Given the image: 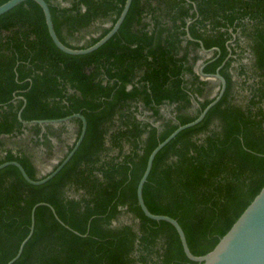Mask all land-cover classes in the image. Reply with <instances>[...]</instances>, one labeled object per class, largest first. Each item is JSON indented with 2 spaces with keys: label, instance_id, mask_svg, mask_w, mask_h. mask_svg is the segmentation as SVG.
I'll list each match as a JSON object with an SVG mask.
<instances>
[{
  "label": "trees",
  "instance_id": "obj_1",
  "mask_svg": "<svg viewBox=\"0 0 264 264\" xmlns=\"http://www.w3.org/2000/svg\"><path fill=\"white\" fill-rule=\"evenodd\" d=\"M45 1L59 39L79 49L102 38L125 3ZM199 41L219 51L204 58ZM200 60L206 74L225 62V92L157 153L143 186L148 209L175 218L195 255L214 248L264 185V0H132L119 31L83 55L54 44L33 0L0 15V164L16 160L43 178L37 165L54 140L65 149L53 169L80 134L79 118L24 126V100V120L87 119L79 148L46 183H28L13 165L0 169V264L16 255L39 202L80 234L38 206L13 264H201L172 224L143 213L136 193L151 151L214 98L219 83L201 76Z\"/></svg>",
  "mask_w": 264,
  "mask_h": 264
},
{
  "label": "water",
  "instance_id": "obj_2",
  "mask_svg": "<svg viewBox=\"0 0 264 264\" xmlns=\"http://www.w3.org/2000/svg\"><path fill=\"white\" fill-rule=\"evenodd\" d=\"M27 1V0H8L0 5V15L6 13L7 11L11 10L18 4ZM37 2L45 16V21L47 24L48 32L53 40L54 44L63 52L71 55H83L91 53L98 48H100L103 44H105L111 37H113L120 29L128 11L131 5L132 0H125L124 6L122 8V11L117 18L114 25L111 27V29L102 37L100 38L96 43L93 45L86 47V48H72L64 44L56 34V31L54 29L53 20L51 11L49 8V4L45 0H33ZM190 23V22H189ZM187 29V36L189 39H192V36L188 32ZM235 38V34L233 35ZM233 40H229L227 42V45L232 43ZM201 46V51L204 54H209L213 52L214 50L219 51V48L213 47L210 49H207L204 47L201 41H199ZM228 49L230 50V47L228 46ZM230 56V55H229ZM225 63V62H224ZM217 69V71L214 74H206L203 71V68L205 64H202L199 68V72L201 76L205 78H210L214 81H217L219 83V86L216 89V93L213 95V100L200 112V114L197 116V118L191 122H188L186 124L179 125L168 137H166L163 141L158 143V145L151 151L150 155L147 159L146 168L144 170V173L142 177L140 178L138 185H137V201L138 205L140 206L143 213L150 219L156 220V221H166L169 222L174 226L176 231L179 234L184 253L186 256L195 262L201 263V264H264V185L259 191V193L254 197V199L250 202V204L245 208V210L241 213V215L236 219V221L233 223L231 228L220 238L218 243L214 246L212 250L207 252L204 255H195L191 252L187 239L185 236V233L181 227V225L178 223V221L168 215L163 214H154L152 213L148 207L145 204L144 198H143V186L145 182L147 181V178L150 174V171L152 169L153 161L157 153L165 146L167 145L176 135H178L181 131L192 127L199 122H201L208 111L216 105L220 99L222 98L225 89H226V80L225 78L220 74V68L223 66V64ZM26 104V101L24 100V105L18 112V119L21 121V123L26 126L39 124L42 129H44V125L47 124H53L54 126H57L59 124L65 123L69 124V122L74 118H79L82 122V127L80 134L78 138L76 139L72 149L67 153V155L63 158V160L57 165L55 169H51L48 174L40 179H32L24 169V167L16 160L12 161H6L0 164V169H3L7 166L13 165L17 167L23 176V178L32 185H41L52 179L72 158L74 153L79 148L80 144L83 141V138L86 134L87 130V119L86 117L81 113H74L62 118H55V119H34V120H24L22 118V110ZM46 205L51 208L53 211L55 217L57 220L62 223L66 228L71 229L73 232L80 234L79 232L73 230L70 228L67 224H65L56 214V211L52 205L46 202H39L35 204L31 209V224H30V231L28 235L25 237V239L21 242L19 249L16 253V255L7 263V264H13L22 254L23 249L27 241L31 238L34 227H35V211L38 206ZM84 236V235H83Z\"/></svg>",
  "mask_w": 264,
  "mask_h": 264
},
{
  "label": "rangeland",
  "instance_id": "obj_3",
  "mask_svg": "<svg viewBox=\"0 0 264 264\" xmlns=\"http://www.w3.org/2000/svg\"><path fill=\"white\" fill-rule=\"evenodd\" d=\"M245 55H246V57L245 56L243 57V62L247 63L250 60L249 56H248V52ZM191 110L193 111L194 109L192 108ZM162 112L168 113V115H170L171 109L165 107L162 109ZM149 119L151 120V118H149ZM156 124H158V122H156ZM70 129L71 130H70L69 135L67 137L69 143L73 142V140L75 138V128H73V126H71ZM63 147L64 146H60L57 149V152L55 154H52L51 157L43 158V160L39 161L40 173H42V174L48 173L53 168V166L59 162L60 158L64 155ZM64 149H65V147H64ZM123 221L128 222L129 220L127 217H123Z\"/></svg>",
  "mask_w": 264,
  "mask_h": 264
},
{
  "label": "flooded vegetation",
  "instance_id": "obj_4",
  "mask_svg": "<svg viewBox=\"0 0 264 264\" xmlns=\"http://www.w3.org/2000/svg\"><path fill=\"white\" fill-rule=\"evenodd\" d=\"M232 42H233V41H232ZM200 52H201L202 54H204L202 51H200ZM211 54H212V53L205 54L206 56H204V58H208V57H210ZM202 62H203V61L200 60V61L198 62V64H202ZM200 66H201V65H200ZM199 68H200V67H199ZM70 127H71V126L69 125V129H70ZM53 143L55 144V147H54V149H53V154H55V153L57 152V149H58L57 147H58V145H59V144H58L59 142H58L57 140H54ZM37 166L39 167V163H38Z\"/></svg>",
  "mask_w": 264,
  "mask_h": 264
}]
</instances>
